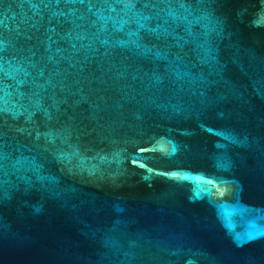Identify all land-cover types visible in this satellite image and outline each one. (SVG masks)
<instances>
[{"label": "water", "instance_id": "water-1", "mask_svg": "<svg viewBox=\"0 0 264 264\" xmlns=\"http://www.w3.org/2000/svg\"><path fill=\"white\" fill-rule=\"evenodd\" d=\"M0 264H264V0H0Z\"/></svg>", "mask_w": 264, "mask_h": 264}, {"label": "flooded vegetation", "instance_id": "flooded-vegetation-1", "mask_svg": "<svg viewBox=\"0 0 264 264\" xmlns=\"http://www.w3.org/2000/svg\"><path fill=\"white\" fill-rule=\"evenodd\" d=\"M240 180H242V178L241 177H239V176H237Z\"/></svg>", "mask_w": 264, "mask_h": 264}]
</instances>
